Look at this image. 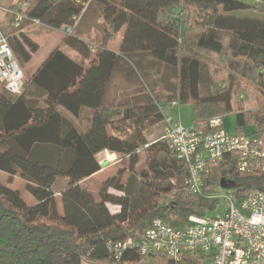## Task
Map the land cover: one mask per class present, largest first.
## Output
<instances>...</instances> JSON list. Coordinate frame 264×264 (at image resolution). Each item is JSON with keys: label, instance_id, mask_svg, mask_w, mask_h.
Instances as JSON below:
<instances>
[{"label": "trees", "instance_id": "1", "mask_svg": "<svg viewBox=\"0 0 264 264\" xmlns=\"http://www.w3.org/2000/svg\"><path fill=\"white\" fill-rule=\"evenodd\" d=\"M80 1L84 10L69 0H34L28 16L51 30L80 16L75 33L98 3L103 36L96 49L73 33L63 40L88 64L54 49L23 78L21 95L0 86V172L18 174L35 200L26 206L0 185V264H146V258L151 264H205L200 253L176 261L162 253L141 257L133 249L116 259L111 245L140 241L154 220L181 227L190 215L217 208L216 200L184 191L186 166L172 148L159 138L147 140L149 130H161L171 103L190 105L197 128L235 109L233 135L264 139V107L245 108L252 88L264 97V0ZM25 27L5 35L22 66L37 51ZM121 31L117 50L110 51L107 45ZM82 109L91 111V121L81 130L73 119ZM103 151L127 158L129 175L114 187L120 195L108 189L123 169L103 183L95 201L81 182L101 170L97 155ZM236 164L235 153L213 164L205 192L223 180L235 185L238 202L250 191L264 193V173H240ZM106 204L118 212L110 214Z\"/></svg>", "mask_w": 264, "mask_h": 264}, {"label": "built area", "instance_id": "2", "mask_svg": "<svg viewBox=\"0 0 264 264\" xmlns=\"http://www.w3.org/2000/svg\"><path fill=\"white\" fill-rule=\"evenodd\" d=\"M9 1V0H8ZM74 5L87 4L80 0H69ZM34 0H10L8 5L0 3V13L11 18L14 30L23 24L26 28L43 27L38 19L28 16ZM79 17L73 25L62 27L65 36L72 35ZM46 28V27H45ZM0 83L6 91L18 96L23 92V74L0 30ZM171 107L178 108L177 102ZM204 127L182 125L177 117L166 116L159 139L172 148L177 159L184 162L187 176L183 181L184 191L192 197L210 200H225L221 214L190 215L184 225L176 227L157 219L146 229L140 241L131 238L113 243L115 258L126 249L137 250L141 257L157 253L179 260L183 255L200 253L207 264H264V193L250 191L242 202H238L232 189L219 195L220 184L205 192V176L210 167L229 153L237 155L236 168L240 173H264V139L256 136L233 135L223 129L222 118L208 120ZM207 126V128H206ZM167 199V201L172 200Z\"/></svg>", "mask_w": 264, "mask_h": 264}, {"label": "rangeland", "instance_id": "3", "mask_svg": "<svg viewBox=\"0 0 264 264\" xmlns=\"http://www.w3.org/2000/svg\"><path fill=\"white\" fill-rule=\"evenodd\" d=\"M10 1V0H9ZM8 0H0L2 5H8ZM242 1V0H241ZM100 5L96 2H92L90 9L87 13V16L84 20L79 24V31H73L72 37L79 38L81 40L88 41L90 43L91 49L94 51L99 43H101L102 39V20L99 22L96 18V13L99 11ZM256 15V14H254ZM81 17L79 18V21ZM78 21V23H79ZM77 23V24H78ZM0 30L4 35H9L12 33L10 22L7 21L6 16L0 13ZM25 35L37 46V51L32 54L31 59L25 65H21L17 62L22 74L25 79L27 76L32 75L39 65L48 57L51 51L54 49H59L60 51L66 53L71 60L76 63H81L84 61V58L80 57L74 51L69 49L65 44H63V40L65 38V34L63 30H51L48 28L32 26L27 28L25 31ZM80 36V37H79ZM98 43V44H97ZM115 44H111V48H115ZM91 51V52H93ZM162 70V69H161ZM2 84L0 83V86ZM159 88V86H157ZM264 107V97L263 95L258 94L257 91L252 88V93L248 100L246 101V110L249 111H257ZM235 109L232 113L226 114L222 117L223 129L227 131L229 134H233L234 125H235ZM179 113V117L182 125L189 127L191 124V120L194 118L193 109L190 105H181L179 108L174 107H166L164 109V114L166 116L177 117ZM245 134L251 133L250 129H244ZM160 129L153 128L146 133V137L149 143L153 142L159 137ZM108 154H110L108 156ZM100 164L102 165V170L90 177L87 180L81 182L82 187H84L95 199V201H99L98 193L102 188V185L105 181H110L116 179L117 173L122 169L123 175L115 182L112 183V186L108 189L109 193L114 195H120V193L114 188L120 182H124L128 177L129 173L126 171L128 167L127 158H120L115 154H111L107 151H104V154L98 157ZM0 185L12 190L16 191L22 201L26 204V206H33L35 204V200L30 196V194L26 190V182L22 180L18 174L14 176H10L8 174L0 172ZM61 185H57L54 187V190L60 189ZM228 192V190L223 188H218L217 193L219 195H224ZM55 203L56 209L59 215L62 214L61 208V200L60 196L55 195ZM226 202L223 199H219L217 208L212 213L213 214H221V211L224 209ZM107 210L110 214H115L118 212L119 208L115 205L106 204ZM146 258V257H145ZM142 261H146V264H151V259H145ZM207 264V263H205Z\"/></svg>", "mask_w": 264, "mask_h": 264}, {"label": "crops", "instance_id": "4", "mask_svg": "<svg viewBox=\"0 0 264 264\" xmlns=\"http://www.w3.org/2000/svg\"><path fill=\"white\" fill-rule=\"evenodd\" d=\"M88 13V12H87ZM86 16H87V14H86ZM86 16H85V18H86ZM96 18H97V20H99V22H100V20L102 19L101 18V14H100V10L96 13ZM79 27V26H78ZM27 30V28L24 30V33H25V31ZM122 35H123V32L121 31L120 33H119V35H118V37H117V39H115V41L113 42V43H110V44H108L107 45V47H108V49L110 50V51H116L117 50V48H118V46H119V43H120V40H121V38H122ZM111 44H115L114 46H115V48H111L110 47V45ZM64 53V52H63ZM67 57H69L66 53H64ZM70 58V57H69ZM88 62H89V60L88 59H84V61H82L81 62V64L84 66V65H87L88 64ZM61 113L65 116V117H68V114L65 112V111H61ZM90 121H91V111L90 110H88V109H82L81 110V112H80V114H79V116L77 117V118H74L73 119V122H74V124L77 126V128L78 129H86L88 126H89V124H90ZM104 154V151L103 152H100L98 155H97V159H98V157L101 155H103ZM110 154H108V156H109ZM113 155V154H112ZM98 161H99V159H98ZM99 163H100V161H99ZM100 166H101V170H102V165L100 164ZM100 170V171H101ZM99 171V172H100ZM99 172H97V173H95V174H93V175H96V174H98ZM92 175V176H93ZM91 176V177H92ZM89 179V178H88Z\"/></svg>", "mask_w": 264, "mask_h": 264}, {"label": "water", "instance_id": "5", "mask_svg": "<svg viewBox=\"0 0 264 264\" xmlns=\"http://www.w3.org/2000/svg\"><path fill=\"white\" fill-rule=\"evenodd\" d=\"M219 184H220L221 188H223V189H233L235 187V185L233 183L223 181V180H221L219 182Z\"/></svg>", "mask_w": 264, "mask_h": 264}]
</instances>
